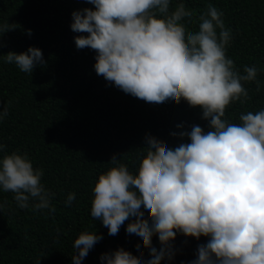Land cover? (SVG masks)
I'll return each instance as SVG.
<instances>
[{
	"label": "clouds",
	"instance_id": "clouds-1",
	"mask_svg": "<svg viewBox=\"0 0 264 264\" xmlns=\"http://www.w3.org/2000/svg\"><path fill=\"white\" fill-rule=\"evenodd\" d=\"M86 2L95 10L74 11L71 30L87 34L77 35L75 45L97 53L96 74L150 104L171 99L199 107L210 128L205 132L193 125L190 131L172 133L190 140L175 148L147 137V154L136 174L114 155L110 163L116 166L101 174L93 188L91 217L101 220L111 236L135 218L126 232L139 236L149 250L151 259L144 264L172 259L177 233L207 238L191 264H264V110L241 114L239 124L225 119L231 103L248 98L242 82H256L259 88L258 69L245 66L241 75L227 58L231 31L225 28L223 13L209 4L200 16L199 31L193 33L180 23L192 12L180 4L169 14L171 0ZM10 30L14 26H0L2 32ZM4 59L29 74L45 63L35 47L9 52ZM7 115L4 108L0 120ZM3 148L0 144V151ZM42 176L27 155L13 153L0 160V188L14 193L22 209L30 198L38 201L35 210L50 208L54 194L41 183ZM75 198L69 193L66 205ZM154 235L159 251L152 244ZM102 239L82 232L73 245L78 250L74 264H81ZM100 259L106 264H142L143 253L137 257L121 248Z\"/></svg>",
	"mask_w": 264,
	"mask_h": 264
},
{
	"label": "trees",
	"instance_id": "trees-1",
	"mask_svg": "<svg viewBox=\"0 0 264 264\" xmlns=\"http://www.w3.org/2000/svg\"><path fill=\"white\" fill-rule=\"evenodd\" d=\"M180 4L192 12L180 23L193 33L199 31L200 16L209 4L221 11L231 31L227 58L241 75L245 66L258 69L259 88L256 82H242L248 98L231 103L225 119L239 124L241 114L264 110V0H171L169 14ZM85 8L95 10L86 0H0V26H14L0 31V111H8L0 120V160L13 153L27 155L34 169L43 171L41 183L54 194L50 208H55L35 210L38 201L30 198L22 209L14 193L0 188V264H74L78 250L73 245L82 232L103 239L81 264H106L101 256L121 248L137 257L143 253L144 264L151 259L149 250L139 236L126 232L135 218L117 235H109L102 221L91 217L93 188L101 174L116 166L110 163L114 155L136 174L149 136L175 148L190 140L172 133L190 131L193 125L210 130L199 107L171 99L150 104L98 76L97 53L75 45L77 35L87 34L71 30L72 13ZM30 47L40 49L45 61L31 74L5 62L9 52L20 54ZM69 193L76 197L71 206L66 205ZM206 243V237L196 240L177 233L172 259L161 264H191L198 245ZM152 244L160 250L155 235Z\"/></svg>",
	"mask_w": 264,
	"mask_h": 264
}]
</instances>
